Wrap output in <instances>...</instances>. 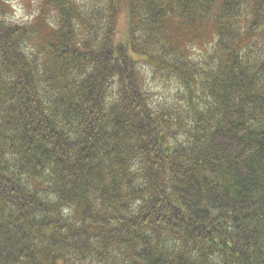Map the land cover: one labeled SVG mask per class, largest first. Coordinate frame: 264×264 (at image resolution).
<instances>
[{
	"label": "trees",
	"instance_id": "16d2710c",
	"mask_svg": "<svg viewBox=\"0 0 264 264\" xmlns=\"http://www.w3.org/2000/svg\"><path fill=\"white\" fill-rule=\"evenodd\" d=\"M33 1L0 0V264H264V0Z\"/></svg>",
	"mask_w": 264,
	"mask_h": 264
},
{
	"label": "rangeland",
	"instance_id": "374dc122",
	"mask_svg": "<svg viewBox=\"0 0 264 264\" xmlns=\"http://www.w3.org/2000/svg\"><path fill=\"white\" fill-rule=\"evenodd\" d=\"M9 2L11 8L8 10V18L10 20L19 24L28 23L34 17L36 13V8L33 6V0H5ZM82 1V0H79ZM178 26L182 24L176 22ZM182 35L176 36L175 38L178 40V43L182 45H186L188 42H191L195 36H198V39L201 43L207 42V37H212L213 30L212 28H208L206 31H201L199 33H194L191 29L188 30H180ZM184 36V37H183ZM188 53H193L196 56V52L193 50H189Z\"/></svg>",
	"mask_w": 264,
	"mask_h": 264
}]
</instances>
